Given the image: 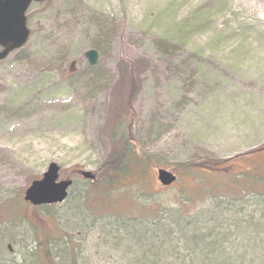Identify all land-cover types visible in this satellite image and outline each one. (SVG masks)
I'll use <instances>...</instances> for the list:
<instances>
[{"label": "rangeland", "instance_id": "obj_1", "mask_svg": "<svg viewBox=\"0 0 264 264\" xmlns=\"http://www.w3.org/2000/svg\"><path fill=\"white\" fill-rule=\"evenodd\" d=\"M25 17L0 60V264H264V0H43ZM119 115L157 166L97 204L79 171L106 159ZM51 162L72 185L32 207L23 192ZM149 218L178 254L126 227Z\"/></svg>", "mask_w": 264, "mask_h": 264}, {"label": "trees", "instance_id": "obj_2", "mask_svg": "<svg viewBox=\"0 0 264 264\" xmlns=\"http://www.w3.org/2000/svg\"><path fill=\"white\" fill-rule=\"evenodd\" d=\"M129 84L131 86L130 90L132 92V81H129ZM131 109L132 108H130V111L127 112L129 119L131 118V116H133V111ZM127 113H125L126 116ZM119 116L120 117H116V119L114 120V124L109 129V137L112 142V149L107 155L106 159L100 165V167H98L96 172L93 173V179L90 180H99L100 182L99 188L95 192L96 195H94L97 198V204H99V200L104 202L107 199L113 198L112 194L115 191H120L118 193H125L126 191H129L131 193V190H129V188L132 187L140 190L144 186L143 183H145L146 181L148 171L151 168L157 166V157L155 155L140 152L136 149L133 136L129 131L127 132L124 127L126 117H121L122 115ZM224 162L225 160H208L205 162V164L202 163V166L209 167V170L212 168L216 169L217 167L223 165ZM184 166L186 167V170L189 169V165L187 166V164H184ZM148 220L149 222H147ZM148 220L145 219V224H143L141 222H137L136 219H134L133 224H135V227H131L133 225H127L126 227L127 229L134 228V230H136L138 234V237L145 239L147 242L149 240L152 242H158L159 246L168 243L166 245L167 249H171L170 251L178 254L176 250L178 249L177 245H179V243L176 242L177 236L174 237L173 230L171 228H166L167 226L160 221L155 222L153 221L154 219L151 218H149ZM175 224L177 225L176 228L181 231L180 233H184L186 228L179 225L181 224L180 222H175ZM151 229L154 233H150ZM152 246L157 249L156 246ZM192 249L193 250H190V253L193 254L195 258H198L201 253H196V250L194 251V248ZM200 259L201 257L199 256L197 260ZM195 260L196 259L193 258L192 261ZM201 262V264H212L209 261ZM221 264H224V262H222Z\"/></svg>", "mask_w": 264, "mask_h": 264}, {"label": "water", "instance_id": "obj_3", "mask_svg": "<svg viewBox=\"0 0 264 264\" xmlns=\"http://www.w3.org/2000/svg\"><path fill=\"white\" fill-rule=\"evenodd\" d=\"M43 0H0V60L11 51L20 48L27 41L29 30L26 26L25 12L31 2ZM89 65H95L98 53L90 48L84 52ZM59 167L54 162L47 165L39 179H34L26 187L23 200L32 205H49L62 202L72 185L70 178L59 179ZM85 179H92L93 173L80 171ZM160 185L168 186L175 181V175L162 168L156 170Z\"/></svg>", "mask_w": 264, "mask_h": 264}]
</instances>
